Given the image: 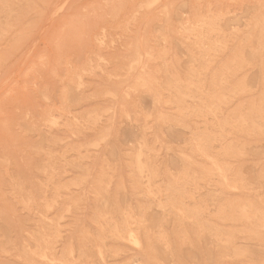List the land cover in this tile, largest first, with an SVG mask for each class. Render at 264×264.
<instances>
[{"label":"rangeland","instance_id":"rangeland-1","mask_svg":"<svg viewBox=\"0 0 264 264\" xmlns=\"http://www.w3.org/2000/svg\"><path fill=\"white\" fill-rule=\"evenodd\" d=\"M263 19L0 0V264H264Z\"/></svg>","mask_w":264,"mask_h":264},{"label":"bare ground","instance_id":"bare-ground-1","mask_svg":"<svg viewBox=\"0 0 264 264\" xmlns=\"http://www.w3.org/2000/svg\"><path fill=\"white\" fill-rule=\"evenodd\" d=\"M65 1V0H64ZM55 2V1H54ZM156 2V1H155ZM248 2V1H247ZM56 3V2H55ZM55 3H53L54 5H55ZM188 4V3H187ZM220 4V3H219ZM249 4V3H248ZM57 5V4H56ZM65 5V4H64ZM196 5V4H195ZM261 5V4H260ZM60 6H61V4H60ZM138 6V5H137ZM12 7V6H11ZM10 7V8H11ZM106 7V6H105ZM13 8V7H12ZM56 9V8H55ZM15 10V9H14ZM139 10H141V9H139ZM156 11V10H155ZM174 11V10H173ZM16 12V11H15ZM53 12H55V11H53ZM152 12L154 13V10H152ZM261 13V12H260ZM156 14H158V12L157 13H154V15H156ZM251 14V13H250ZM136 15H137V13H136ZM33 17V16H32ZM32 17H30V18H32ZM92 17V16H91ZM134 17V16H133ZM150 17V16H149ZM148 17V18H149ZM34 18V17H33ZM135 18V17H134ZM154 18V17H153ZM242 19V18H241ZM31 20V19H30ZM195 20H196V18H195ZM194 20V21H195ZM264 20V19H263ZM197 21H199V20H197ZM245 21V20H244ZM243 21V22H244ZM200 22V21H199ZM255 22V21H254ZM198 23V22H197ZM191 24H192V22H191ZM199 24H201L200 26L201 27H204L203 25H202V23H199ZM262 24V23H261ZM198 25V24H197ZM254 25V24H253ZM127 26V25H126ZM186 26V25H185ZM192 26H194V25H192ZM232 27V26H231ZM103 28V27H102ZM124 28V27H123ZM131 28H133V27H131ZM104 29V28H103ZM206 29V28H205ZM101 30V29H100ZM208 30V29H207ZM102 32H104V30L102 31ZM119 33V32H118ZM120 33H121V31H120ZM125 33V32H124ZM117 35V34H116ZM125 35V34H124ZM105 36V35H104ZM245 36V35H244ZM247 36V35H246ZM99 37V36H98ZM118 37H119V35H118ZM96 38V37H95ZM102 38H105V37H102ZM96 40H97V38H96ZM105 40V39H104ZM207 40H209V39H207ZM101 41V40H100ZM102 41H103V39H102ZM213 41V40H212ZM111 42L113 43V41H112V39H111ZM163 42V41H162ZM103 44H104V42H102ZM155 44V43H154ZM112 45V44H111ZM155 46H156V44H155ZM108 47V46H107ZM142 49V48H141ZM250 50V49H249ZM251 51V50H250ZM125 52V51H124ZM148 53V52H147ZM255 54V53H254ZM142 56V55H141ZM147 56V55H146ZM257 56H258V54H257ZM137 57H138V54H137ZM193 57V56H192ZM101 58V57H100ZM103 59V58H102ZM231 59V58H230ZM139 61H140V59H139ZM136 62V61H135ZM134 63V62H133ZM260 63V62H259ZM140 64V63H139ZM258 66H259V64H257ZM90 66V65H89ZM257 66V67H258ZM262 67V66H261ZM91 68H92V66H91ZM229 68V67H228ZM234 68V67H233ZM260 68V67H259ZM141 69H142V67H141ZM245 70H248V68L247 69H245ZM250 70V69H249ZM260 70V69H259ZM225 71V70H224ZM237 71V70H236ZM235 71V72H236ZM164 72V71H163ZM259 72V71H258ZM245 73V72H244ZM225 74V73H224ZM237 74H239V73H237ZM243 74V73H242ZM176 76V75H175ZM189 76V75H188ZM118 77V76H117ZM169 77V76H168ZM67 81V80H66ZM186 81V80H185ZM78 82V81H77ZM225 82V81H224ZM69 83H71V82H69ZM140 83V82H139ZM185 83V82H184ZM187 83H188V81H187ZM210 83H211V81H210ZM186 84V83H185ZM76 85H78V84H76ZM174 85V84H173ZM222 85H225V84H222ZM144 86H145V84H144ZM200 86V85H199ZM210 86V85H209ZM78 87V86H77ZM203 87V86H202ZM216 87V86H215ZM228 87V86H227ZM176 88V87H175ZM75 89H77V88H75ZM206 89H207V87H206ZM209 89V88H208ZM222 90H223V88H222ZM125 91V90H124ZM208 91V90H207ZM210 91V90H209ZM78 92V91H77ZM212 92V91H211ZM123 93V92H122ZM178 93V92H177ZM193 93V92H192ZM77 94H79V93H77ZM123 95V94H122ZM121 95V96H122ZM128 95V94H127ZM126 95V96H127ZM212 95H214V94H212ZM43 96V95H42ZM49 97V96H48ZM208 98V97H207ZM205 99V98H204ZM45 100H47L46 98H45ZM261 100V99H260ZM49 101V100H48ZM166 103V102H165ZM238 104H241V103H238ZM257 104H259V103H257ZM239 106V105H238ZM245 106H246V104H245ZM258 106V105H257ZM186 108H188V107H186ZM52 109H54V107H52ZM191 109H193L194 110V108H191ZM137 110H139V108H137ZM63 111V110H62ZM64 111H66V110H64ZM136 111V110H135ZM187 111V110H186ZM190 112V111H189ZM195 112V111H194ZM46 113V112H45ZM49 113V112H48ZM187 113H188V111H187ZM199 113V112H198ZM63 114V113H62ZM193 114H196V112L195 113H193ZM64 115V114H63ZM191 115H192V112H191ZM44 116H46L45 114H44ZM60 116H62V115H60ZM259 116V115H258ZM47 117V116H46ZM162 118V117H161ZM226 119V118H225ZM129 120V119H128ZM132 120V119H131ZM162 121H163V119H162ZM132 123V122H131ZM169 124H170V122H169ZM172 124H173V122H172ZM262 124V123H261ZM130 125V124H129ZM173 125H175V124H173ZM232 125V124H231ZM206 127H207V125H206ZM239 128V127H238ZM244 128V127H243ZM245 128H246V126H245ZM242 129V128H241ZM259 129V128H258ZM247 132H249V131H247ZM218 133H219V130H218ZM220 134V133H219ZM259 135V134H258ZM209 136V135H208ZM139 138V137H138ZM141 140V139H140ZM212 142V141H211ZM196 143V142H195ZM211 144V143H210ZM193 145V144H192ZM199 145H201V144H199ZM204 145V144H203ZM206 145H208V144H206ZM148 146V145H147ZM224 146V145H223ZM195 147H197V146H195ZM205 147V146H204ZM198 148V147H197ZM200 151H202V149L200 148ZM199 151V152H200ZM144 152V151H143ZM196 152V151H195ZM198 153V152H197ZM145 154H146V152H145ZM144 154V155H145ZM203 154H205V152L203 153ZM139 156V155H138ZM209 156V155H208ZM140 157V156H139ZM207 157V156H206ZM209 158V157H208ZM137 160V159H136ZM139 160V159H138ZM138 162V161H137ZM155 164V163H154ZM214 165V164H213ZM142 167H140V169H141ZM139 169V170H140ZM188 169V168H187ZM189 170H190V168H189ZM155 171V170H154ZM219 172V171H218ZM188 173V172H187ZM185 174H186V172H185ZM258 175V174H257ZM205 177V176H204ZM203 177V178H204ZM189 177H187V180H189L188 179ZM223 178V177H222ZM224 180H225V178H223ZM205 180V179H204ZM240 180V179H239ZM186 181V180H185ZM262 181V180H261ZM226 182V181H225ZM228 185V184H227ZM202 186V185H201ZM211 187V186H210ZM250 187H253V186H250ZM192 188V187H191ZM214 188V187H213ZM229 188H231V187H229ZM215 189V188H214ZM232 189V188H231ZM255 189V188H254ZM148 190H150V189H148ZM208 191H209V189H207ZM216 191V190H215ZM238 191H240V190H238ZM164 192V191H163ZM217 192V191H216ZM150 193V192H149ZM201 194V193H200ZM209 194V193H208ZM202 195V194H201ZM219 195V194H218ZM208 196V195H207ZM242 196V195H241ZM247 196V195H246ZM244 197V196H243ZM244 198H246V197H244ZM249 198V197H248ZM247 198V199H248ZM211 199H212V197H211ZM245 200V199H244ZM170 201V200H169ZM209 201V200H208ZM233 201V200H232ZM158 202H159V200H158ZM201 202V201H200ZM247 204H249V203H247ZM49 205V204H48ZM172 205V204H171ZM201 205V204H200ZM228 205V204H227ZM250 205V204H249ZM220 206V205H219ZM234 207H236V206H234ZM233 207V208H234ZM231 208V207H230ZM252 208V207H251ZM260 208V207H259ZM218 209V208H217ZM224 209V208H223ZM235 209V208H234ZM258 209V208H257ZM260 210V209H259ZM263 210V209H262ZM197 211V210H196ZM195 211V212H196ZM200 211V210H199ZM224 211H226V210H224ZM237 211V210H236ZM241 211V210H240ZM263 212V211H262ZM198 214V213H197ZM200 214H202V213H199V215ZM233 214V213H232ZM250 214V213H249ZM260 214H261V212H260ZM192 215V214H191ZM203 215V214H202ZM205 215V214H204ZM230 215V214H229ZM240 215V214H239ZM210 217H211V215H210ZM249 217V216H248ZM203 218H205V217H203ZM212 218V217H211ZM255 218H256V216H255ZM262 218V217H261ZM251 219V218H250ZM257 219V218H256ZM221 220V219H220ZM219 221V220H218ZM220 222V221H219ZM221 222H223V220L221 221ZM181 223V222H180ZM202 224H205V223H202ZM214 224V223H213ZM245 224V223H244ZM243 224V225H244ZM206 225V224H205ZM204 225V226H205ZM246 225H247V223H246ZM207 226V225H206ZM202 227V226H201ZM244 228V227H243ZM242 228V229H243ZM250 228H252V227H250ZM225 229V228H224ZM245 229V228H244ZM247 229H249V228H247ZM208 230V229H207ZM226 230L227 229H225V232H226ZM250 230H252V229H250ZM264 230V229H263ZM203 231V230H202ZM234 231V230H233ZM237 231H239V230H237ZM236 231V232H237ZM253 231H254V228H253ZM156 232V231H155ZM205 232V231H204ZM208 232V231H207ZM210 232V231H209ZM228 232V231H227ZM231 232V231H230ZM235 232V231H234ZM132 233V232H131ZM203 235H204V233H202ZM214 234V233H213ZM222 234V233H221ZM255 234H257V233H255ZM148 235V234H147ZM214 236H217V235H214ZM239 236V235H238ZM237 236V237H238ZM253 236H254V234H253ZM258 236V235H257ZM129 237H131L130 236V234H129ZM218 237V236H217ZM131 238H133V237H131ZM224 238V237H223ZM227 238V237H226ZM259 238H261V237H259ZM221 239H222V237H221ZM252 239V238H251ZM256 239V238H255ZM135 240V239H134ZM133 240V241H134ZM228 240V239H227ZM246 240H247V238H246ZM137 241V240H136ZM252 241V240H251ZM255 241V240H254ZM211 243V242H210ZM229 243V242H228ZM254 243V242H253ZM261 243V242H260ZM263 243V242H262ZM139 244V243H138ZM190 244V243H189ZM191 246V245H190ZM45 248H46V246H45ZM193 248V247H192ZM170 249V248H169ZM47 250V249H46ZM52 250V249H51ZM45 252V251H44ZM42 255V254H41ZM71 255H72V253H71ZM45 256V255H44ZM44 256H42V258H44ZM55 256H57V255H55ZM260 258V257H259ZM262 258V257H261ZM62 259V257L60 258V260ZM45 260V259H44ZM49 260V259H48ZM47 260V261H48ZM53 260V259H52ZM60 260H58V261H60ZM53 261H55V260H53ZM64 261V260H63ZM55 263V262H54ZM62 263V262H61ZM51 264V263H50Z\"/></svg>","mask_w":264,"mask_h":264}]
</instances>
